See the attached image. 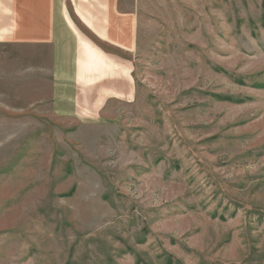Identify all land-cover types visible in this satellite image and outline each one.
Returning a JSON list of instances; mask_svg holds the SVG:
<instances>
[{
    "label": "rangeland",
    "instance_id": "374dc122",
    "mask_svg": "<svg viewBox=\"0 0 264 264\" xmlns=\"http://www.w3.org/2000/svg\"><path fill=\"white\" fill-rule=\"evenodd\" d=\"M139 4L100 117L53 114L50 47H0V264H264V0Z\"/></svg>",
    "mask_w": 264,
    "mask_h": 264
},
{
    "label": "crops",
    "instance_id": "0c3cea01",
    "mask_svg": "<svg viewBox=\"0 0 264 264\" xmlns=\"http://www.w3.org/2000/svg\"><path fill=\"white\" fill-rule=\"evenodd\" d=\"M139 0H0V47H50V107L60 119L100 117L134 82L125 63L139 45ZM105 94H96L102 82ZM111 88H108V87ZM131 92L129 96H131Z\"/></svg>",
    "mask_w": 264,
    "mask_h": 264
}]
</instances>
